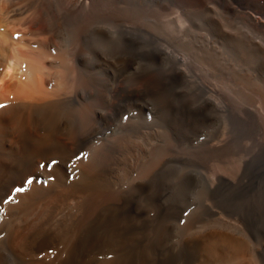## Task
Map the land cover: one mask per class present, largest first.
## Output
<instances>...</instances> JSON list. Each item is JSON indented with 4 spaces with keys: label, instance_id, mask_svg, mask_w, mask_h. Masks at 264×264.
Masks as SVG:
<instances>
[{
    "label": "rangeland",
    "instance_id": "1",
    "mask_svg": "<svg viewBox=\"0 0 264 264\" xmlns=\"http://www.w3.org/2000/svg\"><path fill=\"white\" fill-rule=\"evenodd\" d=\"M34 2L80 31L75 167L107 178L117 261L200 264L226 225L263 249L264 0Z\"/></svg>",
    "mask_w": 264,
    "mask_h": 264
},
{
    "label": "bare ground",
    "instance_id": "2",
    "mask_svg": "<svg viewBox=\"0 0 264 264\" xmlns=\"http://www.w3.org/2000/svg\"><path fill=\"white\" fill-rule=\"evenodd\" d=\"M65 25L45 3L0 0V264L122 262L107 178L75 167L81 41L78 26ZM240 225L197 232L200 264H264Z\"/></svg>",
    "mask_w": 264,
    "mask_h": 264
},
{
    "label": "snow or ice",
    "instance_id": "3",
    "mask_svg": "<svg viewBox=\"0 0 264 264\" xmlns=\"http://www.w3.org/2000/svg\"><path fill=\"white\" fill-rule=\"evenodd\" d=\"M31 182H32L31 180L28 181V183H31ZM19 190H20V189H17V191H19Z\"/></svg>",
    "mask_w": 264,
    "mask_h": 264
}]
</instances>
